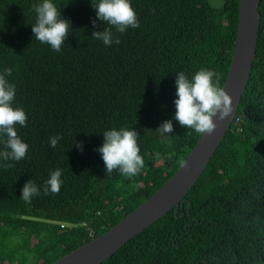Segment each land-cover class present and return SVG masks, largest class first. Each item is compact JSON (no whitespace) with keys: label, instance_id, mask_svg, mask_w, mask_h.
<instances>
[{"label":"trees","instance_id":"1","mask_svg":"<svg viewBox=\"0 0 264 264\" xmlns=\"http://www.w3.org/2000/svg\"><path fill=\"white\" fill-rule=\"evenodd\" d=\"M40 2L0 0V73L13 69L7 77L16 89L13 107L28 117L16 130L29 146L24 159L0 161L3 264H51L160 188L201 135L174 119L176 74L191 79L201 68L215 70L222 87L237 36L239 0H131L140 26L123 34L113 27L121 42L110 46L92 38L107 27L92 7L98 0H53L70 21L56 52L31 30ZM258 9L250 77L206 168L178 207L100 264H264V0ZM165 120L173 132L161 137L156 130ZM113 128L139 135L144 167L134 177L106 173L97 149ZM57 134L63 138L51 148ZM57 168L59 193L46 195ZM29 179L41 190L27 203L20 196Z\"/></svg>","mask_w":264,"mask_h":264},{"label":"clouds","instance_id":"2","mask_svg":"<svg viewBox=\"0 0 264 264\" xmlns=\"http://www.w3.org/2000/svg\"><path fill=\"white\" fill-rule=\"evenodd\" d=\"M96 18L105 22L107 27L103 31H93L92 38L101 40L104 45L110 46L121 41L115 36L112 28L117 33L123 34L128 28L140 26L137 13L131 6V0H98L95 4ZM36 22L32 25V33L41 43L48 44L56 52L61 50L69 35L70 21L61 18L60 9L53 0H41L34 6ZM96 27V20L92 21ZM111 26V27H109ZM12 68H5L0 73V137L3 140L4 149L0 150V161L18 162L26 157L28 144L18 135L16 125L26 126L28 119L22 107H13L16 95L14 84L7 77L11 76ZM220 75L215 70L201 68L189 79L183 72L176 74V96L173 101L176 111L174 119L182 127L193 129L198 134L211 135L217 128L213 117L223 120L232 111V98L219 84ZM161 137L173 132L171 120H165L157 128ZM138 133L134 128H113L103 132V144L97 149L105 165L107 174L118 169L120 174L129 178L136 176L144 167V159L140 155L138 145ZM63 137L57 134L49 138V146L55 148ZM76 147L82 151V144ZM159 157V153L156 154ZM5 169L14 167V164L4 163ZM62 170L57 168L52 171L43 187L44 193L58 194L62 185ZM40 188L29 179L21 189L20 198L30 203L34 196L40 194Z\"/></svg>","mask_w":264,"mask_h":264},{"label":"water","instance_id":"3","mask_svg":"<svg viewBox=\"0 0 264 264\" xmlns=\"http://www.w3.org/2000/svg\"><path fill=\"white\" fill-rule=\"evenodd\" d=\"M260 0H239L237 36L222 89L232 98V113L219 120L213 134H201L194 147L174 173L152 195L124 216L106 232L76 247L51 264H100L128 240L178 207L196 183L230 129L247 86L259 36ZM0 264H3L0 255Z\"/></svg>","mask_w":264,"mask_h":264},{"label":"built area","instance_id":"4","mask_svg":"<svg viewBox=\"0 0 264 264\" xmlns=\"http://www.w3.org/2000/svg\"><path fill=\"white\" fill-rule=\"evenodd\" d=\"M60 227L64 228L65 227V223H60ZM90 235H93V231L92 230L90 231Z\"/></svg>","mask_w":264,"mask_h":264}]
</instances>
